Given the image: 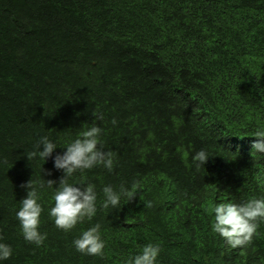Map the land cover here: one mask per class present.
Segmentation results:
<instances>
[{
  "label": "trees",
  "instance_id": "16d2710c",
  "mask_svg": "<svg viewBox=\"0 0 264 264\" xmlns=\"http://www.w3.org/2000/svg\"><path fill=\"white\" fill-rule=\"evenodd\" d=\"M93 123L114 168L69 182L95 185L96 215L58 229L56 186L45 187L47 238L27 242L20 185L59 181L55 155ZM262 129L264 0H0V243L13 250L0 264H126L148 244L161 248L156 264H264V220L234 249L209 211L264 198V154L252 148ZM42 136L57 148L29 161ZM201 149L209 159L197 170ZM108 185L136 198L105 209ZM97 223L104 255L78 252L73 241Z\"/></svg>",
  "mask_w": 264,
  "mask_h": 264
},
{
  "label": "clouds",
  "instance_id": "9594fccd",
  "mask_svg": "<svg viewBox=\"0 0 264 264\" xmlns=\"http://www.w3.org/2000/svg\"><path fill=\"white\" fill-rule=\"evenodd\" d=\"M95 121L102 122V114L93 113ZM116 124V120H112ZM84 130L78 137L66 146L63 154H56L54 157V167L61 170L64 175L59 181L48 179L35 181L30 179L20 185L27 190V195L21 200V207L16 213L20 223L24 239L29 243L40 246L47 238V234L39 231L41 214L43 212L40 189L53 188L54 206L50 209V216L54 219L55 226L65 232L71 231L78 223H82L86 218L91 220L96 215L97 193L95 185L91 183L73 184L69 180L75 173L90 170L96 166H103L109 172L114 168L115 154L111 150H105L101 135L102 127L98 123H93L90 127L83 125ZM257 139L253 142V153L264 154V129L254 133ZM248 143V142H247ZM248 145V144H247ZM153 146L148 145L147 148ZM56 143L49 140L47 136H42L35 145V150L27 154L29 161L37 156L42 160L52 157ZM208 153L201 149L193 156V162L197 170L208 161ZM210 170H207L208 175ZM47 175H52L49 171ZM211 175V174H210ZM139 181L133 182V189L139 185ZM58 184V186H57ZM211 192V188L208 189ZM105 209L109 206L116 208L120 204L121 196H125L132 201L136 198L134 190H130L121 185L117 192L111 185L103 188ZM151 201L146 202L145 207L151 208ZM209 211L214 213V223L212 230L223 237L232 248H242L251 243L253 237L258 235L260 221L264 220V198H252L242 204L219 203L210 206ZM101 225L97 223L94 227L85 230L82 235L73 241L76 250L85 255L103 256L105 241L101 236ZM2 239V237H0ZM10 245L0 243V261L7 260L12 255ZM161 248L158 244H148L143 247L142 253L130 258L126 264H156Z\"/></svg>",
  "mask_w": 264,
  "mask_h": 264
}]
</instances>
